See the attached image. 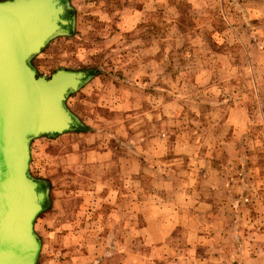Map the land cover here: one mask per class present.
Wrapping results in <instances>:
<instances>
[{
	"label": "rangeland",
	"instance_id": "374dc122",
	"mask_svg": "<svg viewBox=\"0 0 264 264\" xmlns=\"http://www.w3.org/2000/svg\"><path fill=\"white\" fill-rule=\"evenodd\" d=\"M67 1L70 34L30 62L92 75L65 100L82 201L49 193L36 264H264V6Z\"/></svg>",
	"mask_w": 264,
	"mask_h": 264
},
{
	"label": "water",
	"instance_id": "95a60500",
	"mask_svg": "<svg viewBox=\"0 0 264 264\" xmlns=\"http://www.w3.org/2000/svg\"><path fill=\"white\" fill-rule=\"evenodd\" d=\"M69 10L67 0H0V264H36L41 248L33 224L48 188L29 173L32 140L82 126L65 100L92 75L60 68L45 77L30 62L70 34Z\"/></svg>",
	"mask_w": 264,
	"mask_h": 264
},
{
	"label": "crops",
	"instance_id": "0c3cea01",
	"mask_svg": "<svg viewBox=\"0 0 264 264\" xmlns=\"http://www.w3.org/2000/svg\"><path fill=\"white\" fill-rule=\"evenodd\" d=\"M257 3L258 6H264V0H258ZM140 6L135 5L138 9L136 10L138 22L143 21ZM154 62L156 63L155 60ZM83 152L82 134L77 130L54 137L41 136L32 140L30 144V167L33 165L41 175V180L45 184L44 187L48 188V198L50 193L52 202L55 199L60 203V206H64L71 199L76 200L78 198L79 203L82 201L80 181L76 187V177L79 176V171L82 168ZM123 182L128 185L126 190L130 191L129 178L126 177ZM142 209V215L157 213L155 207H150L148 210Z\"/></svg>",
	"mask_w": 264,
	"mask_h": 264
}]
</instances>
